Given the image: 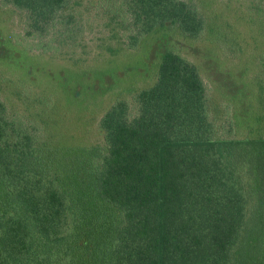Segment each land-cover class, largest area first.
I'll return each mask as SVG.
<instances>
[{
	"label": "trees",
	"instance_id": "trees-1",
	"mask_svg": "<svg viewBox=\"0 0 264 264\" xmlns=\"http://www.w3.org/2000/svg\"><path fill=\"white\" fill-rule=\"evenodd\" d=\"M0 264H264V0H0Z\"/></svg>",
	"mask_w": 264,
	"mask_h": 264
},
{
	"label": "rangeland",
	"instance_id": "rangeland-1",
	"mask_svg": "<svg viewBox=\"0 0 264 264\" xmlns=\"http://www.w3.org/2000/svg\"><path fill=\"white\" fill-rule=\"evenodd\" d=\"M157 49V48H156ZM194 50V49H193ZM200 52V51H199ZM201 53V52H200ZM144 56V53L143 54H140L139 57H143ZM202 57L203 59L201 60H207V59H210L212 57L211 55V52H203L202 54ZM142 60H146L145 57H143ZM155 60V52L152 53L151 57H150V62H153ZM148 68V67H147ZM146 68V69H147ZM118 68H116L115 70H117ZM137 72H135V69L133 68V66L129 69V70H126V74L124 76H120V81L124 82L125 84L128 83V82H132L133 81V78L135 76ZM144 73V72H142ZM215 76V75H214ZM218 80L222 81L223 83H225L226 85H231V81L228 80L227 76L224 75V74H216L215 76ZM117 79H119L117 77ZM111 79L108 78V81H110Z\"/></svg>",
	"mask_w": 264,
	"mask_h": 264
}]
</instances>
